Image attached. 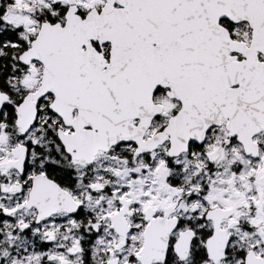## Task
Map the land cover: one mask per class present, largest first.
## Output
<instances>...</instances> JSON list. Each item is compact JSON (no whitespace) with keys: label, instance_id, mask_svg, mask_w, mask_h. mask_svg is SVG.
I'll use <instances>...</instances> for the list:
<instances>
[{"label":"snow or ice","instance_id":"1","mask_svg":"<svg viewBox=\"0 0 264 264\" xmlns=\"http://www.w3.org/2000/svg\"><path fill=\"white\" fill-rule=\"evenodd\" d=\"M0 264H264V0H0Z\"/></svg>","mask_w":264,"mask_h":264}]
</instances>
